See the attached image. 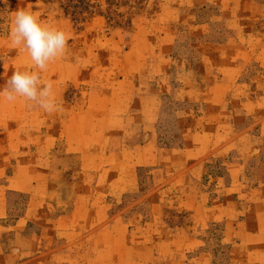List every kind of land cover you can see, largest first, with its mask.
Listing matches in <instances>:
<instances>
[{
    "label": "rangeland",
    "instance_id": "rangeland-1",
    "mask_svg": "<svg viewBox=\"0 0 264 264\" xmlns=\"http://www.w3.org/2000/svg\"><path fill=\"white\" fill-rule=\"evenodd\" d=\"M63 30L36 68L16 11ZM0 264H264V0H0Z\"/></svg>",
    "mask_w": 264,
    "mask_h": 264
},
{
    "label": "clouds",
    "instance_id": "clouds-1",
    "mask_svg": "<svg viewBox=\"0 0 264 264\" xmlns=\"http://www.w3.org/2000/svg\"><path fill=\"white\" fill-rule=\"evenodd\" d=\"M10 36L12 44L22 46L34 66L41 71L65 54L69 39L63 30L41 24L38 17L26 9L15 12ZM18 97L33 102V106H38L45 112L51 113L59 108L53 94V83H42L40 74L36 71L15 70L0 90V98L6 101H15Z\"/></svg>",
    "mask_w": 264,
    "mask_h": 264
}]
</instances>
